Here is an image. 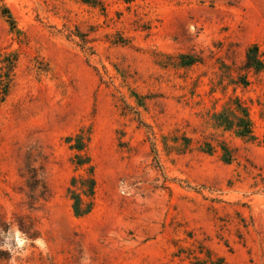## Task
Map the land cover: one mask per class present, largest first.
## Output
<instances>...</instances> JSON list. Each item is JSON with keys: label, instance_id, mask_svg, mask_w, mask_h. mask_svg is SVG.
<instances>
[{"label": "rangeland", "instance_id": "rangeland-1", "mask_svg": "<svg viewBox=\"0 0 264 264\" xmlns=\"http://www.w3.org/2000/svg\"><path fill=\"white\" fill-rule=\"evenodd\" d=\"M247 52L264 0H0V264H264Z\"/></svg>", "mask_w": 264, "mask_h": 264}, {"label": "trees", "instance_id": "trees-1", "mask_svg": "<svg viewBox=\"0 0 264 264\" xmlns=\"http://www.w3.org/2000/svg\"><path fill=\"white\" fill-rule=\"evenodd\" d=\"M5 13L7 14V17L9 19H12L9 10L6 9ZM246 56H247V64L249 67H254L258 70L263 68L264 62L263 60L260 59L259 52H247ZM194 61L195 60L192 59L186 63L192 64L194 63ZM5 87L7 88L8 86L5 85ZM0 91H1V88H0ZM238 110H239V113L242 115L240 118H238V121L234 123L233 120H231L230 118H223L221 120V123H223L225 127L230 128V129L235 127L239 135H242V136L250 135L252 133V128H251V120L249 117L248 110L245 106L242 107L240 104H238ZM94 188H95V179L91 177L89 179V195L91 197L94 193ZM73 199H74L73 207H74V211L76 215H84L90 212L91 207H92V201L87 203L85 207H82L81 198L78 194H75V196H73ZM211 264H223V262L221 260H217V261L211 262Z\"/></svg>", "mask_w": 264, "mask_h": 264}]
</instances>
